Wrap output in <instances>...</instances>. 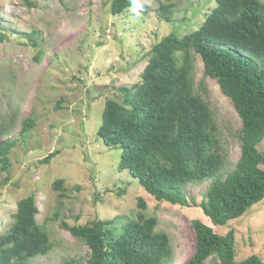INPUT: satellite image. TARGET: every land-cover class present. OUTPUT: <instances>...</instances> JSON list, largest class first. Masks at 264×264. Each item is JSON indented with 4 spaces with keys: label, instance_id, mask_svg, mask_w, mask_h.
<instances>
[{
    "label": "rangeland",
    "instance_id": "1",
    "mask_svg": "<svg viewBox=\"0 0 264 264\" xmlns=\"http://www.w3.org/2000/svg\"><path fill=\"white\" fill-rule=\"evenodd\" d=\"M129 1V10L113 15L112 0H32L33 7L0 0L5 34L0 38V143L15 141L10 167L5 172L0 164V236L12 223L17 201L33 195L37 223L52 248L28 264H84L88 248L61 221L73 227L97 219H134L140 198L143 212L158 219L156 230L169 237L170 264H184L192 256L196 219L219 235L234 231L237 262L251 255L264 261V200L227 226H214L201 209L156 201L127 171L118 172L121 151L106 148L97 137L105 101H121L118 88L139 81L152 45L170 33L181 37L198 29L215 6L214 0ZM164 6H171L170 21L158 15ZM32 31L37 48L19 34ZM194 80L231 170L240 157L241 120L216 82L204 77L199 56ZM26 120L34 124L21 137ZM257 149L264 153V141ZM53 151L58 154L48 164L39 163ZM57 179L65 181L62 196L52 189ZM209 185L188 184L183 195L200 202Z\"/></svg>",
    "mask_w": 264,
    "mask_h": 264
},
{
    "label": "trees",
    "instance_id": "2",
    "mask_svg": "<svg viewBox=\"0 0 264 264\" xmlns=\"http://www.w3.org/2000/svg\"><path fill=\"white\" fill-rule=\"evenodd\" d=\"M33 7L32 0H21ZM198 29L181 37L170 33L146 53L147 64L132 86H120L122 100L107 99L97 137L108 149H119L118 172L129 176L158 202L202 210L214 226H227L264 200V3L259 0H214ZM132 7L129 0H112L119 15ZM171 6L159 17L170 21ZM38 47L35 32L19 33ZM0 24V38L4 36ZM2 39V38H1ZM199 56L205 78L214 80L241 120L240 157L227 169L226 154L207 103L197 94L194 65ZM23 122L20 136L33 126ZM15 141L0 143L1 170L10 167L9 152ZM53 151L40 160L48 164ZM8 181V175L4 182ZM209 181L200 202H188V184ZM52 189L66 192L65 181ZM140 210L135 218L94 220L85 225H60L88 248L84 264H170L169 237L156 230L158 219ZM39 211L33 195L17 201L12 223L0 236V264H28L46 256L52 245L45 228L37 223ZM55 217L57 215L55 214ZM195 250L184 264H264L251 255L235 260V235L215 233L200 220H192ZM67 264H82L72 261Z\"/></svg>",
    "mask_w": 264,
    "mask_h": 264
}]
</instances>
